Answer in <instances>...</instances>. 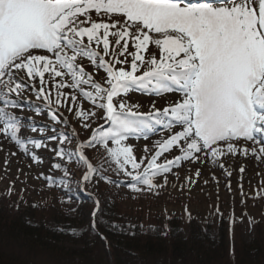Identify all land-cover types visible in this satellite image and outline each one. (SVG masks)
<instances>
[{"label": "snow or ice", "instance_id": "6c2138e0", "mask_svg": "<svg viewBox=\"0 0 264 264\" xmlns=\"http://www.w3.org/2000/svg\"><path fill=\"white\" fill-rule=\"evenodd\" d=\"M29 92L67 107L80 127L92 129L76 146L87 167L84 181L97 174L84 149L97 147L133 192L166 186L169 173L179 179L173 170L185 162L208 161L230 177L224 157L250 154L264 162V0H0V136L42 163L36 151L48 147L45 140H72L35 125L30 131L41 137L46 130L57 134L22 137V117L11 109L22 111ZM132 92L175 95L163 108L153 100L140 111L141 104L128 102ZM48 117L67 124L51 108ZM97 119L104 123L93 128ZM157 128L168 135L138 158L127 141L147 140ZM51 150L72 160L64 148ZM200 175L197 167L185 179Z\"/></svg>", "mask_w": 264, "mask_h": 264}, {"label": "rangeland", "instance_id": "374dc122", "mask_svg": "<svg viewBox=\"0 0 264 264\" xmlns=\"http://www.w3.org/2000/svg\"><path fill=\"white\" fill-rule=\"evenodd\" d=\"M84 64L86 71L91 72L92 68L88 62L84 61ZM64 91L70 90L64 89ZM174 95L169 93L167 96L156 97L132 92L128 96V102L139 103L141 104L140 111H148L153 100L156 101L158 108H163L171 103ZM54 98L55 92H53V101ZM20 102L23 105L22 111L21 109L11 110L22 117V137L44 139V137L57 134L46 130L44 137H41L38 133L30 131L35 125L45 129L55 127L57 132L67 133L72 142L60 145L55 140H45L48 147L36 151L43 162L35 163L30 154L20 152L15 144L0 136V199L8 207L16 208L21 213L25 212L29 218L41 221L49 227L61 228L74 219L77 211L74 195L70 191L74 178H76L80 181L83 194L91 198L106 197L112 201L111 204L118 206L120 212L116 216L125 227H135L141 222L148 221L153 226L161 227L163 232L166 228L165 223L171 217H177L185 224L193 220L208 222L213 231L225 226V234L229 242L235 243L238 239L237 241L245 245L254 239L258 225L264 230V191H262L264 189V162L258 161L250 154L247 157L237 155L223 158L226 168L232 172L230 177L208 161L198 164L185 162L180 168L173 170L180 174L179 179L169 173L166 186L151 191L145 188L143 191L133 192L126 183L127 178L118 175L114 170L115 166L110 161L106 162V153L102 147L86 148L84 154L92 165L96 169L101 165L106 173L97 171V174L93 175L90 180L84 181L83 176L87 170L80 175V163L73 153L76 152L78 142L89 138L92 129L85 130L80 127L76 117L67 110V107L58 108L55 102L47 105L42 100H37L30 92L26 93ZM84 107L90 108L91 106L85 102ZM36 108L41 110V115L35 114ZM49 108L55 111L61 120L66 119L67 124H54L48 117ZM99 115L100 112L97 111V116ZM103 123V120L97 119L92 127L95 128ZM167 135V132L157 128L154 133H149V139L130 138L127 143L133 146L139 158L146 154L145 146H148L151 151L154 142ZM53 148H64L71 152L72 160L57 158L56 153L51 150ZM12 153L16 154L12 155ZM165 156L171 158L169 153ZM163 159L164 157H161V160ZM56 163L61 165L60 170L53 167ZM197 167L201 172L200 177L197 179L193 176L194 182L188 183L185 177L192 174ZM241 167L244 168L243 173L240 172ZM64 169L70 173L68 176L74 177L71 178L72 182L67 181V178L69 180L70 178L65 175ZM101 176L108 177L115 183H106ZM45 177L52 179V186H49ZM155 182L163 184V179L157 177ZM241 184L243 195H241ZM10 187L11 192L9 193ZM217 208L222 215L217 213ZM233 214L234 223L230 221ZM249 220L252 222L249 223ZM82 244L83 242L70 241L66 242L65 246L79 249L82 248Z\"/></svg>", "mask_w": 264, "mask_h": 264}, {"label": "trees", "instance_id": "16d2710c", "mask_svg": "<svg viewBox=\"0 0 264 264\" xmlns=\"http://www.w3.org/2000/svg\"><path fill=\"white\" fill-rule=\"evenodd\" d=\"M73 154L82 175L87 167ZM101 167L97 171L106 173ZM68 177L72 182L74 177ZM71 187L77 211L61 228L31 219L0 199V264H264V230L259 225L248 245L238 239L229 242L225 226L213 231L208 222L185 224L177 217L165 223L163 232L148 221L125 227L112 201L83 194L76 178ZM70 241L83 246L66 247Z\"/></svg>", "mask_w": 264, "mask_h": 264}]
</instances>
